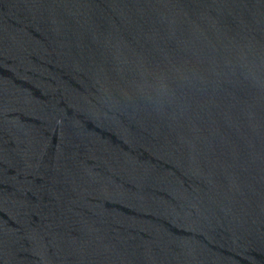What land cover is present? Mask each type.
<instances>
[{
    "label": "water",
    "instance_id": "water-1",
    "mask_svg": "<svg viewBox=\"0 0 264 264\" xmlns=\"http://www.w3.org/2000/svg\"><path fill=\"white\" fill-rule=\"evenodd\" d=\"M0 264H264V0H0Z\"/></svg>",
    "mask_w": 264,
    "mask_h": 264
}]
</instances>
